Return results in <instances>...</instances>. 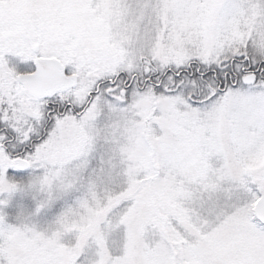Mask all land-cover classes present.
Returning <instances> with one entry per match:
<instances>
[{
    "label": "snow or ice",
    "instance_id": "1",
    "mask_svg": "<svg viewBox=\"0 0 264 264\" xmlns=\"http://www.w3.org/2000/svg\"><path fill=\"white\" fill-rule=\"evenodd\" d=\"M0 264H264V0H0Z\"/></svg>",
    "mask_w": 264,
    "mask_h": 264
}]
</instances>
